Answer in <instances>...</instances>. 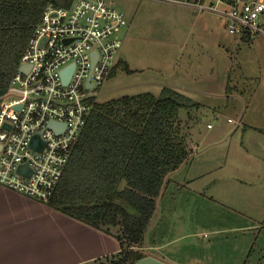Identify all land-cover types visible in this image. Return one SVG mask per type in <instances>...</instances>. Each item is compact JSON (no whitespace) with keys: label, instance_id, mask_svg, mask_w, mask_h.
I'll return each instance as SVG.
<instances>
[{"label":"rangeland","instance_id":"374dc122","mask_svg":"<svg viewBox=\"0 0 264 264\" xmlns=\"http://www.w3.org/2000/svg\"><path fill=\"white\" fill-rule=\"evenodd\" d=\"M108 1L126 18L118 61L130 72L105 81L96 101L170 88L200 106L186 130L192 155L166 180L138 252L157 253L152 237L162 225L163 239L176 242L163 256L176 264H244L251 252V264H264V37L242 41L212 14L214 39L206 57L196 56L192 10L166 0Z\"/></svg>","mask_w":264,"mask_h":264},{"label":"trees","instance_id":"16d2710c","mask_svg":"<svg viewBox=\"0 0 264 264\" xmlns=\"http://www.w3.org/2000/svg\"><path fill=\"white\" fill-rule=\"evenodd\" d=\"M73 1L0 0V104L45 9L68 8ZM118 70L130 72L127 63L119 61L110 78ZM199 107L170 88L157 96L145 93L95 101L46 206L115 239L119 252L106 257L107 264H135L145 258L138 250L165 182L192 155L186 130ZM251 254L244 264H251Z\"/></svg>","mask_w":264,"mask_h":264},{"label":"built area","instance_id":"2783aa9c","mask_svg":"<svg viewBox=\"0 0 264 264\" xmlns=\"http://www.w3.org/2000/svg\"><path fill=\"white\" fill-rule=\"evenodd\" d=\"M166 2L216 14L233 37H264V0ZM126 26L125 15L108 0H74L68 8L45 9L1 99V187L42 204L53 197L92 113L97 90L118 63ZM23 67L26 73L20 71ZM70 69L65 83L64 72ZM35 137L39 143L33 149Z\"/></svg>","mask_w":264,"mask_h":264},{"label":"crops","instance_id":"0c3cea01","mask_svg":"<svg viewBox=\"0 0 264 264\" xmlns=\"http://www.w3.org/2000/svg\"><path fill=\"white\" fill-rule=\"evenodd\" d=\"M212 1L204 0L205 4ZM182 8L196 14L192 19V36L196 39L193 54L206 57L205 48L210 37L213 40L215 36V25L211 24L213 19L209 16L212 14L200 13L189 7ZM181 35L184 39L185 33ZM182 47H187L186 42L182 43ZM175 173L167 180L171 181ZM166 212L169 211L166 209ZM158 216L163 221L167 215L159 213ZM164 229L160 225L158 233H155L156 230L153 233L152 240L155 243L152 249L159 254L153 253L151 256L166 264H176L163 256V250L176 243H167L163 239ZM118 252L119 244L112 237L53 211L46 204L0 186V264H96Z\"/></svg>","mask_w":264,"mask_h":264},{"label":"water","instance_id":"95a60500","mask_svg":"<svg viewBox=\"0 0 264 264\" xmlns=\"http://www.w3.org/2000/svg\"><path fill=\"white\" fill-rule=\"evenodd\" d=\"M20 71H21L22 73H26V72H27V68L23 67V68L20 69ZM71 72H72L71 69L68 70V71H65V72H64V82H65V83H67V82L69 81V79H70V75H71ZM56 126H57V125H55V124H53V123L50 124V127H51L52 129H55ZM38 143H39V137H35V138L33 139V141H32V144H31L32 148H33V149H36ZM21 170H23V169H20V171H21ZM135 264H166V263H163V262H161V261H159V260H157V259H155V258H152V257H145V258L139 260L138 262H136Z\"/></svg>","mask_w":264,"mask_h":264}]
</instances>
